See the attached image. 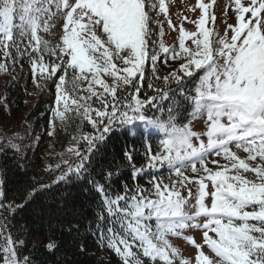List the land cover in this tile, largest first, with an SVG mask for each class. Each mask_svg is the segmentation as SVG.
<instances>
[{
  "label": "snow or ice",
  "instance_id": "obj_1",
  "mask_svg": "<svg viewBox=\"0 0 264 264\" xmlns=\"http://www.w3.org/2000/svg\"><path fill=\"white\" fill-rule=\"evenodd\" d=\"M211 6L197 0L191 9L200 10L199 19L191 21L195 30L180 24L176 50L162 39L158 43L152 28L158 9L168 28L177 30L165 0H0V54L5 58L0 71L9 72V60L13 72L17 63L23 68L26 58L33 84L54 87L49 137L69 113L90 126L72 138L69 158L61 154L55 168L47 170L59 172L57 186L63 183L82 194L91 211L89 230L122 264H175L179 253L168 238L182 236L186 229L200 230L203 244L214 254L205 255L192 236H183L196 248L195 264H264V0H230L226 15L230 11L234 22H225L223 35L206 26L215 21L208 16ZM57 16L62 17L60 43L49 47L39 33L48 32L49 21ZM158 28L163 37V25ZM161 53L165 63L179 62L163 77L156 75ZM149 62L155 80L176 87L164 92L149 79L147 88L157 95L141 99ZM120 90L128 95L118 97ZM186 106L193 116H206V131L178 124ZM157 133L158 149L153 152L149 145L146 163L137 168L129 137ZM109 146L114 150L111 160ZM10 149L19 150L9 141L0 151ZM213 155L225 163L216 159L211 161L215 169L209 167ZM118 156L132 166L134 183H121ZM158 165H167L175 179L157 178L151 170ZM187 165L194 177L182 170ZM141 173L149 177L146 186L139 182ZM3 185L0 178L3 213L24 210L37 191L48 187L33 188L23 204H5ZM187 185L196 188L192 212L186 211L193 198ZM182 186L187 196L181 194ZM24 245L3 216L0 264H32L31 256L22 254ZM178 264L189 262L179 259Z\"/></svg>",
  "mask_w": 264,
  "mask_h": 264
},
{
  "label": "trees",
  "instance_id": "obj_2",
  "mask_svg": "<svg viewBox=\"0 0 264 264\" xmlns=\"http://www.w3.org/2000/svg\"><path fill=\"white\" fill-rule=\"evenodd\" d=\"M45 59L48 60L49 57L45 55ZM1 60H5L2 54H0ZM17 66L21 68L19 63ZM23 70L28 71V77ZM12 73L24 79L27 84L32 81L29 61L26 58L21 72L14 71ZM69 76H71V70H69ZM146 77L144 87L141 90V99H144L146 95H157L152 89L147 88L149 79L164 92L176 87L175 83L166 86L162 79L155 80L151 67L147 64ZM13 83H8V85L6 83V87L5 85L2 86V91L7 99H10L19 109L27 108L26 119L46 132L50 118V106L53 105L55 98L54 87L41 88L34 100L31 101V91L26 89L21 81L14 85ZM130 91L134 90L130 89ZM117 95L118 97H126L128 93L120 90ZM95 106L99 107L98 104ZM189 107L186 106V110H181V114L177 118L178 124L183 125L187 120ZM165 109H167V105H165ZM151 115L152 112L150 111L149 116ZM156 115L159 116L160 113L156 112ZM87 130H90V126L85 128L79 117L69 113L68 119L63 125L57 121L56 134L48 137V141L49 139L52 140V148L62 149L72 140L71 137L77 136L80 131ZM124 144L125 141L121 139L120 146L123 147ZM127 144L129 150H132L134 144L133 163L137 168L146 163L144 153L149 145H151L153 152L159 147L154 135L137 136L134 140L129 137ZM7 145L0 141V150ZM47 146L48 143L40 148H33L32 146L26 153L13 149L7 152L0 151V172H2L0 178L4 180L3 190L8 197V200L4 201L5 204L10 202L23 204L33 188L39 190L43 186H48L44 190L37 191L24 210L15 213L0 211V219L5 215L8 216L13 235L19 236L25 241V245L21 249L22 254L31 256L32 264H122L114 252L106 247H100L96 237L89 230L91 211L82 194L72 186L63 183L57 186L54 183L59 172H49L47 169L49 165H52L54 169L60 161L45 151ZM113 152V148L109 146V160L112 159ZM116 163L119 167L121 183L125 181L130 184L134 183L131 178L132 166L126 160L121 162L119 156ZM151 171L156 173L157 178H162L165 182L170 178L175 179L174 175L163 172V169H152ZM148 178L141 173L140 184L146 186ZM167 178L168 180H166ZM182 188L183 186L179 189L181 194ZM50 243H54L56 247L50 250L47 247ZM81 245H83V250H81ZM178 261L179 258L175 264H178Z\"/></svg>",
  "mask_w": 264,
  "mask_h": 264
},
{
  "label": "rangeland",
  "instance_id": "obj_3",
  "mask_svg": "<svg viewBox=\"0 0 264 264\" xmlns=\"http://www.w3.org/2000/svg\"><path fill=\"white\" fill-rule=\"evenodd\" d=\"M211 4L213 6L208 9V16H215V21L212 22L211 20L206 24V26L210 29L214 30V33H219L220 35H223V31L225 29L226 23L222 20V16L226 13V10L229 7L230 0H210ZM156 3L158 4V0H156ZM166 7L168 9V17L172 20L173 24L177 26V30L169 29L167 26V21L164 19L163 14H159L158 9L155 15H153V24L152 28L153 31L157 33L156 40L159 43V41L162 39L165 46L172 48V49H178V37H179V31L178 28L180 24H183V27L186 31H194L195 30V24L191 23V21H196L199 19L200 16V10L197 8L195 11H192L196 4L197 0H165ZM229 14H231L230 11H228ZM184 17H187V19H183ZM50 28L48 32L41 31L39 34L41 35L42 39L46 40L49 44V47H55L57 44L60 43L59 36L62 35V17H54L52 21H49ZM158 23L162 24L164 27V35L163 37H160L158 35L159 28ZM229 23V22H227ZM186 45L189 47H193L190 40H186ZM161 60L157 63L156 68L157 72L156 74L160 77H163L164 75L169 74L174 69H177L179 67V62L168 60L167 63L164 62L163 54L161 53ZM5 60H1L0 63H4ZM147 65L151 67V63H147ZM8 67L9 72L5 73L0 71V141H3L4 143L8 144L9 141L11 143H14L17 145L18 149L24 153L27 151L29 152V149L33 146L36 148H40L46 143H48L47 149H45L46 152L51 153L54 155L59 161L62 158L68 159L69 156L66 152V149L72 144L73 139L70 140L64 148L57 149L52 148V140L49 139L48 141V135L47 132H44L39 127L35 126L32 121H29L26 119L27 114V108L19 109L16 107V105L10 100L7 99V96L2 91V86L6 87V83L14 82L13 85L17 82H22V84L25 86L26 89H29L31 91V101L34 100L35 96L37 95L38 91L41 88H37L36 85L33 84L32 81H30L29 84L26 83V81L22 78H20L18 75L13 74V65L11 64V61H8ZM15 71L21 72V68L15 65ZM24 74L28 77V71L23 70ZM13 75L16 76V79L13 80ZM107 82H111L110 78H105ZM6 101V103H5ZM192 131L197 133H203L206 131V116H194L193 119L188 123ZM44 133V134H43ZM79 134L75 137L78 138ZM73 138V137H71ZM206 141V137H202ZM195 142V140H194ZM235 151V149L233 148ZM239 155L242 157L245 155L243 152H239ZM219 159L221 164L225 163L222 158H217L214 155L208 158V165L209 167L215 169V165L211 163L212 160ZM163 169H165L168 173L170 172L167 165L163 166ZM186 175L189 176H195L196 174H193L191 172V166L187 165L184 169H182ZM172 175V174H169ZM168 180V178L166 179ZM187 187L192 188L193 192V198L189 201L186 211L192 212L193 208L192 205H194L195 200V193L196 188L194 185H187ZM182 195L187 196V190L186 187L183 186L182 188ZM206 203L210 204V198L206 199ZM211 235V234H210ZM183 236H192L197 244H200L202 246V251L205 253V255H209L210 257H214V254L211 253L210 249L206 245L203 244L202 239V233L200 230L192 229V230H185L182 236H169V242L170 244L178 250L179 253V259H184L189 262V264H195V256H196V248L188 243L185 239H183Z\"/></svg>",
  "mask_w": 264,
  "mask_h": 264
}]
</instances>
